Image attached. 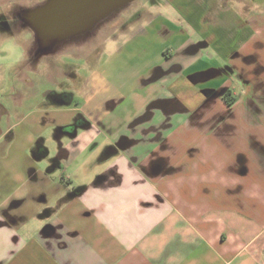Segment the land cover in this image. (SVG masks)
Returning a JSON list of instances; mask_svg holds the SVG:
<instances>
[{
  "label": "crops",
  "instance_id": "obj_1",
  "mask_svg": "<svg viewBox=\"0 0 264 264\" xmlns=\"http://www.w3.org/2000/svg\"><path fill=\"white\" fill-rule=\"evenodd\" d=\"M137 12L78 104L9 102L21 96L9 77L32 85L26 72L38 73L36 43L30 62L0 65V264H264V75L231 80L225 67L240 75V57H264V0H147ZM76 118L75 135L58 130ZM233 139L258 178L221 147ZM84 153L101 166L76 165Z\"/></svg>",
  "mask_w": 264,
  "mask_h": 264
},
{
  "label": "rangeland",
  "instance_id": "obj_2",
  "mask_svg": "<svg viewBox=\"0 0 264 264\" xmlns=\"http://www.w3.org/2000/svg\"><path fill=\"white\" fill-rule=\"evenodd\" d=\"M45 1L47 2L48 0H43V2H45ZM146 1L147 0H136V1L132 2L131 4L127 5L126 7L122 8L121 10L117 11L112 16H110L107 19L100 22L90 32L83 34V35H79L77 37H74L73 39H70V40L65 41L63 43H60L54 49V52H56L58 54L57 58H59V61H61L60 59H62L64 61H67V60L74 61L75 63L80 64V66L81 65L83 66L82 61H80V58H77V57L80 55H83V56H85L87 54L89 55L95 46H98L100 43L107 41L111 36L115 35V33L118 35L122 30L120 27L121 24L124 26H127V28H125L126 30H130V27H131L130 25L133 24V22L137 18L135 17L133 19V21H131L130 23H127V24H125V23L129 20V18L134 13H137V9L141 8L142 5ZM167 13L170 16H172L173 18H175L177 16L176 12L171 7H168ZM84 41H85V43H83ZM161 47H162L161 44L157 45V48H161ZM110 48H111V46H110ZM106 49H107L106 50V54H107L110 51V49L108 47ZM263 49H264V47H263ZM203 51H209V47L201 50V52H203ZM62 52H67V54H64V53L61 54ZM68 52L70 55H68ZM71 55H73V56H71ZM240 59L245 65L246 69L243 72V74H245V77L247 79L255 80V79L260 78L262 75H264V57H260L258 59L255 58V60H253L254 57L252 54H250V55H245L243 57H240ZM51 60H52V57H45L40 63V70L38 73L34 72V71H30V70H28L26 72V75H28L31 78L32 85L26 81L20 82L18 84L11 83L12 82L11 77H9V79L7 81L6 89L16 88V89H18V91L20 90V92L18 94L21 95L20 97H18L17 95H16V97H11L9 99V102L14 103V102H16V100H18L22 97L25 98L26 96L29 95V93H31L30 97L28 99H25V101H24V102H26L25 106L29 105V104H35L36 98L40 99V98H38V92H37V97H36V93L34 96L33 92H30V89H32L33 86H34V88L37 87V89H38V86H40L41 91H47L46 93L49 92L48 94L50 95L47 98H43L42 104L53 105V104L57 103L59 94L61 95V94H63V92H65L67 90L58 87L54 83V81L49 82L48 80H44V77H48V73L50 72L51 65L50 66L47 65V63ZM40 80H41V83H40ZM81 93H82V91H80V94H79L80 96H78L79 98L76 97V100L82 99ZM11 94H13V91ZM53 132L58 133L57 129L55 131H52V133ZM219 132H220V134L223 135L222 129H220ZM53 136L55 137L54 134H53ZM54 137H52L48 142V144L50 146L51 156H53L55 153H57V149H56V145H55L56 140H54L55 139ZM258 142H260V141H258ZM220 143H221V147L225 151L229 152L231 149L232 151H238L240 153L239 155H236L237 157L235 156V159H238V162L241 164V169L245 170V172L247 171L246 173H244V175L249 176L252 179L258 178V176H259L258 172H254V171L251 172V167H249V166H250L252 158L244 155L245 153H243V151L241 150L243 145H242V142H240V140L233 139V140H229V141H225V142L220 141ZM97 159H98V157H96V156H93V155L87 156V153H84L76 159L75 164L81 165V166L84 164L85 165L90 164V165H97L98 166V165H100V163L97 162ZM46 162L47 161L45 160L43 162V164H45ZM106 163L107 162H105V164ZM101 164H104V163H101Z\"/></svg>",
  "mask_w": 264,
  "mask_h": 264
},
{
  "label": "flooded vegetation",
  "instance_id": "obj_3",
  "mask_svg": "<svg viewBox=\"0 0 264 264\" xmlns=\"http://www.w3.org/2000/svg\"><path fill=\"white\" fill-rule=\"evenodd\" d=\"M45 2L38 3L34 7H31L29 9H25V10L18 12L17 13L18 17L22 21V23L29 25V23H28L29 18L28 17L30 16L31 12L38 10V7L43 5ZM138 16H139V12L134 13L125 24L130 23L131 21H133V19L135 17H138ZM120 27L122 29L121 31L126 30L125 28H127V26H124L122 24ZM35 35H36V50H35L36 68H38V72H39L41 61L45 57H52V60L50 62L56 64L62 73L61 76H59V74H56L57 79H56V82L54 81V83L58 87L67 90V91L63 92V94H61V95L59 94L57 103L66 102L68 104L69 103L70 104H78L79 100H76V97L80 96L79 92L82 90L83 87H85V84L89 82L88 78H89L90 73L94 70L93 66L100 64L104 60V58L107 55L106 51L104 50L105 47H107V43H109L110 41H112L114 38H116L118 36L115 33V35L111 36L107 41H104L103 43H100L98 46H95L89 55L87 54L85 56H83V55L78 56L77 58H80V61H82V63H83V66L82 65L80 66V64L75 63L74 61H69V60L64 61L62 59H60L61 61H59V58H57L58 54L56 52H54V49L59 44L57 46H55L52 50H45V51L42 50L40 48L39 43H38V36L36 33H35ZM71 39H73V38H71ZM66 41H68V40H66ZM83 43H85V41ZM63 53L67 54V52H62L61 54H63ZM68 55H70L69 52H68ZM71 56H73V55H71ZM97 58H98V60H97ZM96 61H97V63H96ZM47 65H48V63H47ZM225 67H226V69L230 75L231 80H235L237 77L238 78H245V74L242 73V74L238 75L237 73H235L236 71H234V68L231 66V64L227 63V64H225ZM58 77H60V78H58ZM220 90H221V95H220L221 99L227 104L228 107H231L235 101L232 103H229L228 100H226V98L230 99V101H233V98L235 97L234 91H233V86H231V85L228 87L225 86ZM46 92L47 91H45L43 98H47L48 96H50L48 94L49 92L48 93H46ZM38 98H40V99H38V111H39L42 108V106L44 107V106H48V105L42 104L43 99H42V95L39 94V91H38ZM231 113H232L231 110H229L227 112L225 111L224 113L219 114V116L225 118V116H227V115H232ZM85 125L86 124H85L84 120H82L80 118H76L70 125L62 126L58 130L61 132L67 133L69 136H72V135H75L78 132V130ZM220 129H222L224 133H227L228 131H230L228 129V126L219 127L218 130H220ZM10 134H13L12 130L10 131ZM109 151H113V150L109 149ZM58 157H60V156L58 155L55 158H53V162L55 165H58L60 162Z\"/></svg>",
  "mask_w": 264,
  "mask_h": 264
},
{
  "label": "water",
  "instance_id": "obj_4",
  "mask_svg": "<svg viewBox=\"0 0 264 264\" xmlns=\"http://www.w3.org/2000/svg\"><path fill=\"white\" fill-rule=\"evenodd\" d=\"M136 0H48L31 12L29 26L42 50L86 34Z\"/></svg>",
  "mask_w": 264,
  "mask_h": 264
},
{
  "label": "clouds",
  "instance_id": "obj_5",
  "mask_svg": "<svg viewBox=\"0 0 264 264\" xmlns=\"http://www.w3.org/2000/svg\"><path fill=\"white\" fill-rule=\"evenodd\" d=\"M42 3L43 0H35ZM30 7L22 0H0V23H7V31L0 30V65L6 68H15L31 61L36 35L30 26L23 25L14 14L17 6Z\"/></svg>",
  "mask_w": 264,
  "mask_h": 264
},
{
  "label": "trees",
  "instance_id": "obj_6",
  "mask_svg": "<svg viewBox=\"0 0 264 264\" xmlns=\"http://www.w3.org/2000/svg\"><path fill=\"white\" fill-rule=\"evenodd\" d=\"M226 100H228L229 103H232L236 100V97L233 98V101H230V99L226 98Z\"/></svg>",
  "mask_w": 264,
  "mask_h": 264
}]
</instances>
